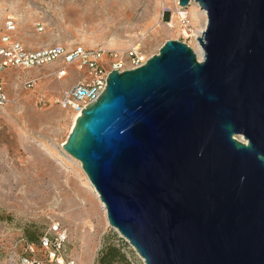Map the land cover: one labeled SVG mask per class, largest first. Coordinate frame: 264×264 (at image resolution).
<instances>
[{
    "label": "water",
    "instance_id": "95a60500",
    "mask_svg": "<svg viewBox=\"0 0 264 264\" xmlns=\"http://www.w3.org/2000/svg\"><path fill=\"white\" fill-rule=\"evenodd\" d=\"M191 1L202 60L169 39L110 71L62 149L144 264H264V0Z\"/></svg>",
    "mask_w": 264,
    "mask_h": 264
},
{
    "label": "rangeland",
    "instance_id": "374dc122",
    "mask_svg": "<svg viewBox=\"0 0 264 264\" xmlns=\"http://www.w3.org/2000/svg\"><path fill=\"white\" fill-rule=\"evenodd\" d=\"M176 6L173 0H0V45L2 36L10 35L27 50L53 44L139 45L152 56L173 39L188 44L197 56L196 31L204 21L191 22L195 4H189L191 30L186 34ZM8 19L15 24L11 32L5 28ZM55 68L52 64L6 69L2 74L10 103L0 107V264H19L23 256L33 257L29 246L34 257L46 260L39 239L55 223L66 232L65 260L96 264L101 251L115 244L125 257L113 264H144L108 225L80 162L62 149L74 113L54 101L84 72L69 67L67 76L57 80ZM27 78L36 79L29 90L22 88Z\"/></svg>",
    "mask_w": 264,
    "mask_h": 264
},
{
    "label": "built area",
    "instance_id": "2783aa9c",
    "mask_svg": "<svg viewBox=\"0 0 264 264\" xmlns=\"http://www.w3.org/2000/svg\"><path fill=\"white\" fill-rule=\"evenodd\" d=\"M178 8L181 27L190 29L189 14L186 8L178 5V0H173ZM197 4L193 1L190 4ZM5 28L11 32L15 28L14 21L8 19ZM184 35V34H183ZM186 38L189 37L184 35ZM150 56H146L139 45H130L126 48H107L103 46L67 48L59 44L46 45L36 49L27 50L23 45L10 35L1 38L0 45V107L10 103V98L4 87L3 71L6 69H38L47 65H55L54 77L61 80L67 76V69L74 67L83 71L84 75L69 88L64 89L55 99L61 109L81 114L82 109L95 102L106 88V80L110 71L119 73L137 68L144 64ZM36 79H26L22 88L29 90L34 86ZM42 98L39 100L41 101ZM66 240V232L58 223L52 224L48 231L39 239V246L46 251V260L34 257L33 246H29L30 257L25 255L19 264H75L72 259L65 260L63 247Z\"/></svg>",
    "mask_w": 264,
    "mask_h": 264
},
{
    "label": "bare ground",
    "instance_id": "6f19581e",
    "mask_svg": "<svg viewBox=\"0 0 264 264\" xmlns=\"http://www.w3.org/2000/svg\"><path fill=\"white\" fill-rule=\"evenodd\" d=\"M196 5L197 4H195V6H192L193 9H192V12H191V15H190L191 22L193 24H195V21L198 22V19H200V18H202L203 21H204V25L200 28V30L196 31V37H198L201 34V32L203 31V29H204V26H205V23H206V14H205V11L201 10L199 8V6L198 5L196 6ZM155 26H160V22H156ZM183 30L187 34L188 30H186L185 28H183ZM197 58H198L199 61L202 60V58H203V52H202V49H201L200 46H198ZM77 116H79V115L78 114H74L73 121H75ZM91 191L93 192V195H92L93 198L100 204V206H101V208L103 210L104 216L106 218V211H105V208L103 206V203L100 201V198H99L97 192L92 188V186H91Z\"/></svg>",
    "mask_w": 264,
    "mask_h": 264
},
{
    "label": "trees",
    "instance_id": "16d2710c",
    "mask_svg": "<svg viewBox=\"0 0 264 264\" xmlns=\"http://www.w3.org/2000/svg\"><path fill=\"white\" fill-rule=\"evenodd\" d=\"M30 240H35L33 237H29ZM124 254L121 248L115 244L107 245L97 258L96 264H113L116 261L124 259Z\"/></svg>",
    "mask_w": 264,
    "mask_h": 264
},
{
    "label": "crops",
    "instance_id": "0c3cea01",
    "mask_svg": "<svg viewBox=\"0 0 264 264\" xmlns=\"http://www.w3.org/2000/svg\"><path fill=\"white\" fill-rule=\"evenodd\" d=\"M44 46H46V45H44ZM39 47H42V46H39ZM38 48V47H37ZM34 49V48H33Z\"/></svg>",
    "mask_w": 264,
    "mask_h": 264
}]
</instances>
